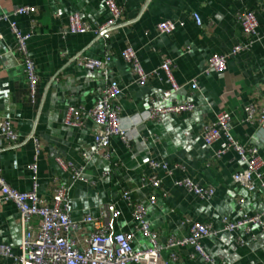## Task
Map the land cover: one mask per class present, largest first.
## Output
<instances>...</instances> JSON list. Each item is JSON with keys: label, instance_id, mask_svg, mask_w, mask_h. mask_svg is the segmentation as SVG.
<instances>
[{"label": "crops", "instance_id": "1", "mask_svg": "<svg viewBox=\"0 0 264 264\" xmlns=\"http://www.w3.org/2000/svg\"><path fill=\"white\" fill-rule=\"evenodd\" d=\"M264 0H127L118 24L104 37L93 33L71 34L68 17L80 12L89 23L102 24L111 13L106 0H0V16L14 21L24 32L32 28L30 54L36 64L40 82L34 102L31 101L23 60L16 52V36L9 22H0V121L12 122L19 136L16 146L0 149V169L7 183L24 192L32 189L35 139L37 157V194L51 202L54 189L64 185L70 191V215L80 222L85 215L99 216L103 206L121 212L114 224L118 233L133 234V248L145 250L150 240L139 229L132 202L146 207L147 221L165 245L170 238L188 235L189 221L211 224L216 235L203 240L205 252L225 264H264V227L251 224L236 232L225 231L223 217L232 221L243 215L260 214L264 219V166L262 178L254 179V190L236 184L233 174L245 167L234 150L220 157L221 142L212 146L202 137L203 127L214 121L218 112L232 113V135L241 144L259 148L264 161V133L257 124L246 121L244 107L264 106ZM21 6L37 8L34 15H17ZM245 9L258 15L259 34L254 44L228 61L225 73H206L214 53L227 54L239 44L247 43L238 14ZM197 12L202 25L192 14ZM171 20L176 29L161 35L160 22ZM132 46L147 73L158 70L162 58L174 63V76L183 87L169 99L163 93L170 89L163 74L147 84L133 83V71L122 52ZM78 55L94 59L108 58L107 75L90 71L74 60ZM111 80H117L123 93L121 126L127 132L129 145L121 138L111 140V157L95 153L94 124L89 118L81 128L65 124L69 106L90 109L103 95ZM193 80L199 85L193 91ZM193 102L195 109L182 115H166L161 121L147 118L152 105ZM72 162L83 170V181H74L62 170L55 158ZM168 165L154 171L162 180L161 189L149 183L150 160ZM190 178L201 186H212L215 194L202 199L176 183ZM155 196L156 203L149 198ZM242 200V201H241ZM132 203V204H133ZM92 232L85 224L81 232ZM23 227L20 214L12 202L0 203V243L21 253ZM163 249L166 264H209L192 246L177 249V259ZM0 264H15L0 259Z\"/></svg>", "mask_w": 264, "mask_h": 264}, {"label": "built area", "instance_id": "2", "mask_svg": "<svg viewBox=\"0 0 264 264\" xmlns=\"http://www.w3.org/2000/svg\"><path fill=\"white\" fill-rule=\"evenodd\" d=\"M127 0H106L107 8L111 17L102 24H91L81 15L75 12L68 17V30L71 34L93 33L97 37H104L118 24L123 13L120 3ZM264 9V3H263ZM37 12L33 6H21L15 10L17 15L31 16ZM198 25H202V19L197 12L192 14ZM242 26V32L247 43L239 44L232 48L227 54L214 53L208 60L207 74L215 72L225 73L228 69V61L232 56L240 54L251 47L259 34L258 15L250 9H245L238 14ZM0 22H9L12 33L16 36L15 50L23 60L27 78L28 94L34 102L37 86L40 82L36 71V64L30 54L29 41L33 36L32 28L26 32L18 28L14 21L8 16L1 15ZM176 29V23L171 20L162 21L157 30L161 35H171ZM3 34L0 31V39ZM124 60L131 65L135 84L144 85L154 76L163 74L170 89L163 93V99H169L174 93L182 89L174 76V63L168 57H163L158 70L147 73L139 57L132 46H126L122 52ZM108 58L94 59L78 55L74 58L79 64L90 71H101L107 75ZM193 91H198L199 85L196 80L190 84ZM123 93L121 85L117 80H111L104 90L103 95L90 109L69 106L65 118V124L71 128H81L86 119L92 120L94 124L95 153L105 159L111 157V140L119 137L129 145L127 132L121 126V106L119 99ZM195 109L193 102H174L164 106L152 105L148 111L147 118L151 121H161L166 115H182ZM246 121L257 124L260 133H264V106L257 107L249 104L244 107ZM232 113L223 110L216 114L215 120L206 124L202 130V137L209 146L221 142V148L217 151V157L229 150H234L245 167L233 174V180L239 186L248 191L254 190V179L262 178L261 170L264 161L260 150L256 146L241 144L232 135ZM19 142V136L13 124L9 120L0 121V149L14 147ZM34 162L29 165L33 174V185L29 191H18L11 187L5 180L0 169V203L12 202L20 214V222L23 227V240L20 246L21 253L15 255L12 248L0 243V259H11L15 264H166L161 257L163 249L170 250L171 257L177 259V249L182 246H192L195 253L202 256L209 264H225L222 260H215L209 256L203 246V240L217 234L211 224L196 220L189 221L188 235L183 239L170 238L165 245H160L158 236L147 221L146 207L142 203H133L130 193L124 194L125 199L133 205L134 218L138 222L139 229L149 238L151 246L145 250L133 248V234L116 232L114 224L121 216L119 210L111 206H103L99 216L87 214L79 222L72 220L70 215V191L64 185L57 186L52 195L51 202L39 198L37 194L38 165L36 163L39 155V144L35 139ZM59 167L69 171L74 181H83V170L76 169L72 162L62 157L55 158ZM152 174L149 183L155 189H161L162 180L154 173L159 168L167 170L168 165L163 161L150 160ZM183 186L187 192L202 199H210L215 194L212 186H201L186 177L176 183ZM242 201V200H241ZM150 204H155V196L149 198ZM133 203V204H132ZM223 228L225 231L236 232L242 227L251 224H259L264 227V219L260 214L253 216L243 215L236 221L223 217ZM89 224L92 232L84 234L81 228Z\"/></svg>", "mask_w": 264, "mask_h": 264}]
</instances>
